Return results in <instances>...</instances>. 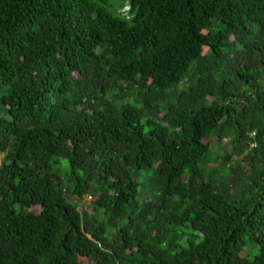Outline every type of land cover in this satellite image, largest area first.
<instances>
[{"label":"trees","instance_id":"obj_1","mask_svg":"<svg viewBox=\"0 0 264 264\" xmlns=\"http://www.w3.org/2000/svg\"><path fill=\"white\" fill-rule=\"evenodd\" d=\"M0 264H264V0H0Z\"/></svg>","mask_w":264,"mask_h":264},{"label":"rangeland","instance_id":"obj_2","mask_svg":"<svg viewBox=\"0 0 264 264\" xmlns=\"http://www.w3.org/2000/svg\"><path fill=\"white\" fill-rule=\"evenodd\" d=\"M86 197H87V200H88V196H86ZM87 204H88V203H85V199H83V200L81 201V203H80V210H82V209H86ZM35 211H36V212H39L40 210H39V208H35ZM242 257H246V253H242ZM82 261L88 263V261H87L86 259H82Z\"/></svg>","mask_w":264,"mask_h":264},{"label":"built area","instance_id":"obj_3","mask_svg":"<svg viewBox=\"0 0 264 264\" xmlns=\"http://www.w3.org/2000/svg\"><path fill=\"white\" fill-rule=\"evenodd\" d=\"M84 199H85V203H88L87 207H86V209H88L90 207L91 203L93 202V197L88 196V200H87V197H85Z\"/></svg>","mask_w":264,"mask_h":264}]
</instances>
